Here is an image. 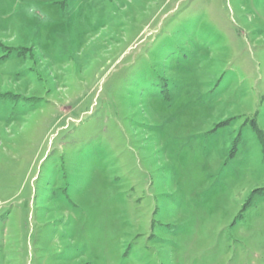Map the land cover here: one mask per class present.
<instances>
[{
  "label": "rangeland",
  "instance_id": "obj_1",
  "mask_svg": "<svg viewBox=\"0 0 264 264\" xmlns=\"http://www.w3.org/2000/svg\"><path fill=\"white\" fill-rule=\"evenodd\" d=\"M0 264H264V0H0Z\"/></svg>",
  "mask_w": 264,
  "mask_h": 264
}]
</instances>
